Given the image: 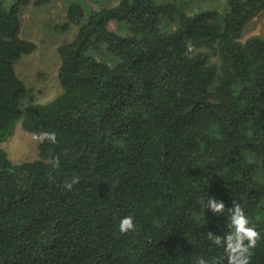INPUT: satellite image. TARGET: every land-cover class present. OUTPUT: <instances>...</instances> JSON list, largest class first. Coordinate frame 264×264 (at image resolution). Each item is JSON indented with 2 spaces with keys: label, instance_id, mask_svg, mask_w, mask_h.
<instances>
[{
  "label": "trees",
  "instance_id": "trees-1",
  "mask_svg": "<svg viewBox=\"0 0 264 264\" xmlns=\"http://www.w3.org/2000/svg\"><path fill=\"white\" fill-rule=\"evenodd\" d=\"M32 2L0 0V264H227L207 234H226L234 200L264 264V38L241 41L264 0L73 1L63 91L25 106L15 66L36 49L20 36ZM18 121L57 143L14 164L2 141ZM126 216L135 231L121 234Z\"/></svg>",
  "mask_w": 264,
  "mask_h": 264
},
{
  "label": "rangeland",
  "instance_id": "rangeland-1",
  "mask_svg": "<svg viewBox=\"0 0 264 264\" xmlns=\"http://www.w3.org/2000/svg\"><path fill=\"white\" fill-rule=\"evenodd\" d=\"M34 1L24 8L21 17L20 36L36 44V49L24 56L15 66L18 77L24 82L29 91V97L24 101L25 106L32 99L35 103L45 104L62 93L59 78L61 58L58 48L74 39L78 28L68 24V8L76 0H47L38 6ZM88 6H115L120 0H78ZM177 1L181 5H188L191 0H158ZM209 2V0H206ZM196 0H192V6ZM194 8V7H193ZM118 26L117 23H114ZM124 30V29H122ZM121 30V31H122ZM123 32V31H122ZM252 36L264 38V10L252 19L245 27L242 42ZM23 129L22 122L15 124L14 134L2 141V147L8 152L14 164L32 161L40 158L39 145L34 135ZM264 175L259 174V179Z\"/></svg>",
  "mask_w": 264,
  "mask_h": 264
},
{
  "label": "clouds",
  "instance_id": "clouds-1",
  "mask_svg": "<svg viewBox=\"0 0 264 264\" xmlns=\"http://www.w3.org/2000/svg\"><path fill=\"white\" fill-rule=\"evenodd\" d=\"M38 142L55 145L57 143V134L53 131H43L34 135ZM53 167L59 168V157H53ZM51 181V175L49 177ZM79 183L78 178L71 182H65L63 187L72 190L74 185ZM226 205L222 200L209 197L206 210H210L214 215H224ZM229 215L226 234L221 237L208 232L207 238L217 247L222 248L225 254L227 264H251V257L254 255V249L261 239L260 233L251 223L241 205L234 200L233 206L228 209ZM121 234H128L135 231V224L132 216H126L121 219L118 225ZM196 264H210L204 257H200ZM211 264H223V259H214Z\"/></svg>",
  "mask_w": 264,
  "mask_h": 264
}]
</instances>
